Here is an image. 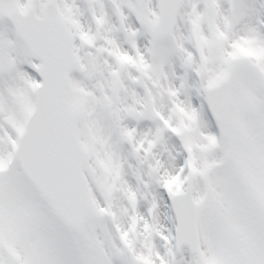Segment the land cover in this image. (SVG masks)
Here are the masks:
<instances>
[{
    "label": "snow or ice",
    "instance_id": "1",
    "mask_svg": "<svg viewBox=\"0 0 264 264\" xmlns=\"http://www.w3.org/2000/svg\"><path fill=\"white\" fill-rule=\"evenodd\" d=\"M0 264H264V0H0Z\"/></svg>",
    "mask_w": 264,
    "mask_h": 264
}]
</instances>
